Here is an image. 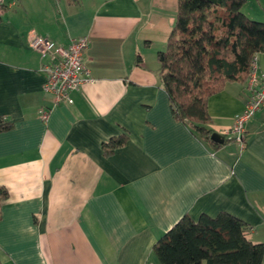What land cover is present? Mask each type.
<instances>
[{"label": "crops", "instance_id": "1", "mask_svg": "<svg viewBox=\"0 0 264 264\" xmlns=\"http://www.w3.org/2000/svg\"><path fill=\"white\" fill-rule=\"evenodd\" d=\"M169 3L3 0L0 116L12 128L0 132L2 264H162L154 246L185 214H232L264 243V106L242 150L175 117L157 58L177 16L178 0L176 10ZM32 32L61 44L90 39L93 80L72 103L43 90ZM248 100L247 80L227 82L209 98L210 127H232ZM117 137L124 143L106 152Z\"/></svg>", "mask_w": 264, "mask_h": 264}, {"label": "trees", "instance_id": "2", "mask_svg": "<svg viewBox=\"0 0 264 264\" xmlns=\"http://www.w3.org/2000/svg\"><path fill=\"white\" fill-rule=\"evenodd\" d=\"M245 1L178 0L167 48L157 53L175 117L212 143L209 98L229 81L245 82L254 56L264 52V22L243 12ZM11 128L0 116V132ZM124 141L110 139L106 152ZM8 196L0 186V202ZM248 232L247 223L226 212L198 219L185 214L160 237L154 251L162 264H263L264 243L252 241Z\"/></svg>", "mask_w": 264, "mask_h": 264}, {"label": "built area", "instance_id": "3", "mask_svg": "<svg viewBox=\"0 0 264 264\" xmlns=\"http://www.w3.org/2000/svg\"><path fill=\"white\" fill-rule=\"evenodd\" d=\"M89 45L90 39L87 36L73 38L67 44H61L36 32L30 34L29 46L38 52L41 59L39 72L44 76L42 88L54 96L55 104L72 103V92L93 80L85 65V53ZM258 56L256 54L253 58L247 79L248 103L236 115L232 127L222 132L224 137L236 140L241 150L245 147L247 122L264 106V72L260 71ZM41 116L47 121L49 111L42 110Z\"/></svg>", "mask_w": 264, "mask_h": 264}, {"label": "rangeland", "instance_id": "4", "mask_svg": "<svg viewBox=\"0 0 264 264\" xmlns=\"http://www.w3.org/2000/svg\"><path fill=\"white\" fill-rule=\"evenodd\" d=\"M167 1H168V7L170 8L169 0ZM172 3L174 4L175 10H176L177 0H172ZM1 5L2 3H0V8H1ZM242 10L249 18L264 22V0H246Z\"/></svg>", "mask_w": 264, "mask_h": 264}, {"label": "water", "instance_id": "5", "mask_svg": "<svg viewBox=\"0 0 264 264\" xmlns=\"http://www.w3.org/2000/svg\"><path fill=\"white\" fill-rule=\"evenodd\" d=\"M211 138H212V140H214L216 142H219V143H224L225 142L224 136L221 133H218V132H214L212 134Z\"/></svg>", "mask_w": 264, "mask_h": 264}]
</instances>
